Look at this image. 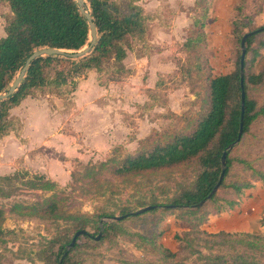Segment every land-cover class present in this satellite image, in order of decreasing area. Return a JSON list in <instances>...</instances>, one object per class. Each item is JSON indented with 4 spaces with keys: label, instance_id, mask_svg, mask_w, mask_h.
Returning a JSON list of instances; mask_svg holds the SVG:
<instances>
[{
    "label": "rangeland",
    "instance_id": "obj_1",
    "mask_svg": "<svg viewBox=\"0 0 264 264\" xmlns=\"http://www.w3.org/2000/svg\"><path fill=\"white\" fill-rule=\"evenodd\" d=\"M204 3L142 0L146 13L163 15V26L155 22L150 32L149 43L160 41L158 46L148 54L135 47L118 72H87L62 88L65 95L29 99L41 106L27 104L18 112H39L37 122L45 129L34 146L10 134L9 150L17 163L0 175V264H51L54 242L84 225L81 230L90 237L81 239L75 253L90 264H264V234L211 230L208 223L218 204L169 207L195 186L196 163L127 177L113 173L127 156L191 132L209 108L208 79L236 71L241 60L242 36L233 34V22L246 25L240 28L243 35L250 25L264 26V0H230L223 25H216L214 14L205 19L204 31L213 42L187 51L186 42L201 34L193 23ZM11 17L9 4L0 0V38ZM62 68L68 73L71 66ZM250 74L264 77V31L246 52L245 75ZM247 96L264 108V81L249 85ZM230 153L226 186L215 196L225 209L236 198L231 184L261 180L254 170L264 171V113ZM147 206L156 208L122 221L110 218ZM238 218L233 214L230 221ZM105 235L114 242L103 243Z\"/></svg>",
    "mask_w": 264,
    "mask_h": 264
},
{
    "label": "trees",
    "instance_id": "obj_2",
    "mask_svg": "<svg viewBox=\"0 0 264 264\" xmlns=\"http://www.w3.org/2000/svg\"><path fill=\"white\" fill-rule=\"evenodd\" d=\"M5 1L9 4L12 17L5 27L6 35L0 38V93L9 88L26 60L36 50L51 47L66 51H78L89 43L87 19L81 14L75 0ZM141 1L87 0L99 34L98 43L92 54L79 60L47 56L34 61L18 90L6 100L0 101V140L20 129V121L11 116V111L26 98L41 97L48 93H58L63 96L65 95V92L62 91L64 86H67L68 83L75 85L74 80L90 71H96L100 75L111 71L118 72L124 68L125 59L135 47L143 49L148 54L151 51L149 40L152 25L155 22L162 25L163 15L160 11L159 13H146L140 5ZM204 1L201 16L199 19H194L193 23L201 34L199 33L200 35L196 39L186 42L184 47L187 51L199 45L206 47L209 44L210 37L204 31L206 30L205 19L211 15V9L216 6L218 0ZM242 26L246 25L240 23L235 25L233 22V34L243 37L244 35L240 33ZM248 29L251 32L258 27L250 25ZM256 36H251L246 40V52ZM64 63L71 66L68 73L62 68ZM245 64L246 59L244 63L246 100L241 141L250 132L252 124L261 113H264V108L259 110L257 102L247 96L249 85L258 86L263 83V74L246 76ZM69 76L72 78V82H69ZM208 86L209 108L191 132L175 136L164 143H157L151 149L141 151L136 155L127 156L114 169V175L127 177L148 172H161L196 163L199 166V174L195 186L182 192L170 204L179 209L191 208L206 199L218 183L222 173L224 152L237 140L239 134L242 113L240 61L236 71L210 77ZM146 140L149 139L141 141V144L143 145ZM241 163L247 165L249 169H253L251 163L243 160ZM232 164L233 160L229 152L225 178L228 176ZM254 172L264 180V171L254 170ZM225 178L220 188L226 186ZM247 187V185L240 186L235 183L229 186V189L235 192L236 198L227 202L228 208L226 209L222 208L215 194L209 200L219 206L215 214L238 204L243 189ZM56 208L57 205L53 203L48 207V211L53 214ZM84 226L54 242L58 243V246L57 249H52L49 252L48 258L51 264H90L87 258L83 259L75 253L80 248L81 239H88L90 235L79 236L74 247L68 249L76 231L84 229ZM110 228L112 227L110 226ZM114 240L109 235H105L101 239L105 244H111ZM163 251L171 256L167 249H163Z\"/></svg>",
    "mask_w": 264,
    "mask_h": 264
},
{
    "label": "crops",
    "instance_id": "obj_3",
    "mask_svg": "<svg viewBox=\"0 0 264 264\" xmlns=\"http://www.w3.org/2000/svg\"><path fill=\"white\" fill-rule=\"evenodd\" d=\"M232 5L230 0H218L216 6L211 9L210 14H214L217 18L216 25H223V21L226 20L229 7ZM161 9V8H160ZM162 11L164 10L161 9ZM219 18V20H218ZM158 25L163 26L158 23ZM154 26V24L152 25ZM160 41H151L152 48L158 46ZM213 41H209L212 43ZM128 57V56H127ZM158 57V56H157ZM159 58V57H158ZM127 59V58H126ZM154 62V59L152 60ZM125 62V61H124ZM157 61L155 60V63ZM91 72V71H90ZM157 72V69H156ZM31 100H37L35 98H26L20 105L12 109L11 116L17 118L20 121V130L16 131L14 136L21 141H28L27 143L34 146L36 142H40L43 139L44 125L37 122V116L39 112L28 113L20 115L27 104L39 107L41 103H37ZM31 102V103H29ZM39 102V100H38ZM39 109V108H38ZM19 112V113H18ZM33 115V116H32ZM10 134L0 140V175L4 174L9 166L16 165L17 161L12 159L15 156L10 152ZM25 152V151H24ZM28 151L25 153L27 156ZM29 156V155H28ZM237 215L239 218L237 223L231 222L232 215ZM264 180H257L249 184L247 188L243 189L239 198V203L235 204L232 208L224 210L219 214H213L210 217L208 226L215 233H247V234H264ZM172 232L174 228L171 229ZM166 235V233L164 234ZM175 237V234H172ZM165 239V236H164ZM163 239V242H164ZM165 244V243H164ZM166 247V246H165Z\"/></svg>",
    "mask_w": 264,
    "mask_h": 264
},
{
    "label": "water",
    "instance_id": "obj_4",
    "mask_svg": "<svg viewBox=\"0 0 264 264\" xmlns=\"http://www.w3.org/2000/svg\"><path fill=\"white\" fill-rule=\"evenodd\" d=\"M76 3L78 4L79 10L81 12L82 15H84V17L87 19V23L89 26V43L81 50L78 51H66V50H61V49H57V48H51V47H45V48H41L36 50L25 62V65L22 67V69L20 70V72L18 73V75L14 78L13 82L11 83V85L9 86V88L0 93V101L2 100H6L7 98H9L10 96H12L20 87V85L22 84V82L24 81L27 72L30 68V65L43 57H47V56H61L63 58H67V59H71V60H79V59H83L89 55L92 54L95 46L98 43L99 40V34H98V29L97 26L94 22V18L92 16V13L90 11L89 5L87 4L86 0H75ZM264 31V26L262 28H259L257 30L251 31L249 33H246L241 40V60H240V72H241V87H242V95H241V105H242V113H241V122H240V129H239V134H238V138L237 140L232 143L227 150L224 152L223 156H222V173L219 177L218 183L216 184V186L214 187L213 191L210 193V195L204 199L203 201H201L200 203L192 206L191 208H199L204 206L216 193L217 191L220 189V186L225 178V174H226V168H227V156L229 154L230 151H232L237 144L240 143L242 136H243V125H244V110H245V100H246V92L244 90V63H245V59H246V40L254 35H257L261 32ZM170 208L176 207V206H169ZM156 206H147L145 208H142L136 212L130 213V214H126L123 216H119V217H110L112 220L114 221H121L125 218H128L130 216H137L140 214H143L147 211L153 210L155 209ZM81 235H89L87 231L85 230H80L78 232L75 233L71 243L68 246V249H72L76 243V240L79 236ZM102 237V234H99L96 237V240H100V238Z\"/></svg>",
    "mask_w": 264,
    "mask_h": 264
}]
</instances>
